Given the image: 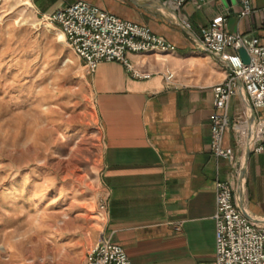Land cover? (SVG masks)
<instances>
[{"label": "crops", "instance_id": "1", "mask_svg": "<svg viewBox=\"0 0 264 264\" xmlns=\"http://www.w3.org/2000/svg\"><path fill=\"white\" fill-rule=\"evenodd\" d=\"M21 1L40 14L72 0ZM86 1L144 25L172 46L127 50L128 65L100 60L91 72L81 70L100 134V223L91 239L53 233V249L64 253L59 257L74 250V264H83L87 247L101 236L121 246L132 264H208L215 180L229 182L237 207L264 223V150H249L228 126L221 142L233 158L211 152V86L225 67L198 45V28L221 14L225 31L262 37L261 0H249L247 13L238 0H185L178 8L164 0ZM247 111L245 102L230 98L229 115Z\"/></svg>", "mask_w": 264, "mask_h": 264}, {"label": "rangeland", "instance_id": "2", "mask_svg": "<svg viewBox=\"0 0 264 264\" xmlns=\"http://www.w3.org/2000/svg\"><path fill=\"white\" fill-rule=\"evenodd\" d=\"M22 2L0 0V264H74L50 236L99 228L100 134L82 66Z\"/></svg>", "mask_w": 264, "mask_h": 264}, {"label": "built area", "instance_id": "3", "mask_svg": "<svg viewBox=\"0 0 264 264\" xmlns=\"http://www.w3.org/2000/svg\"><path fill=\"white\" fill-rule=\"evenodd\" d=\"M178 8L185 0H164ZM241 13L251 10L249 0H238ZM264 33V0L258 8ZM42 22L54 23L67 46L79 57L85 72H91L100 60H120L128 65L127 50L170 48L161 35L131 20L121 18L86 0H72L40 15ZM224 17L213 16L198 28V45L219 57L225 67L222 80L212 84V108L209 113V148L216 156L231 160L232 148L222 144L229 126L236 139L249 150H264V34L244 36L223 29ZM242 47L246 61L236 51ZM228 48L229 51L224 52ZM235 96L248 106L246 114L229 115V100ZM213 258L208 264H264V223L251 220L234 202L232 186L225 180L214 182L212 214ZM83 264H132L124 250L107 238L90 244Z\"/></svg>", "mask_w": 264, "mask_h": 264}, {"label": "water", "instance_id": "4", "mask_svg": "<svg viewBox=\"0 0 264 264\" xmlns=\"http://www.w3.org/2000/svg\"><path fill=\"white\" fill-rule=\"evenodd\" d=\"M227 49H228V48H227ZM228 51H229V49H228ZM236 51H237V53H238L240 59H241L242 61H246L247 56H246V53H245L244 49L240 46V47H238V48L236 49Z\"/></svg>", "mask_w": 264, "mask_h": 264}]
</instances>
